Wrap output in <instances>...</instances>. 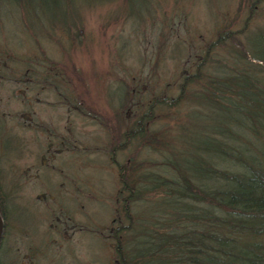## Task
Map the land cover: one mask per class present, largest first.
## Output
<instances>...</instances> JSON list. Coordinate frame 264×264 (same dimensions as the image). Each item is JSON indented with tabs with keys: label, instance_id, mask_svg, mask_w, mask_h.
Masks as SVG:
<instances>
[{
	"label": "trees",
	"instance_id": "obj_1",
	"mask_svg": "<svg viewBox=\"0 0 264 264\" xmlns=\"http://www.w3.org/2000/svg\"><path fill=\"white\" fill-rule=\"evenodd\" d=\"M10 1L28 30L23 0ZM221 1H201L212 6L210 36L190 31L181 10L150 31L160 46L145 71L136 77L121 64L112 71L125 78L115 79L112 92L106 87L120 107L121 130L106 144L118 187L110 223L92 234L93 244L110 252L106 264H264V0H242L247 5L233 28L236 15L223 8L231 0ZM133 3L126 1L131 20L148 16L133 13ZM159 60L178 67L174 79L156 69ZM50 72L48 80L60 82L59 72ZM63 97L72 101L75 93L66 88ZM10 153L11 139L1 136L0 264H15L3 247L10 229L18 231V246L28 247L30 264L47 253L61 262L58 236L70 240L75 232L73 206L63 203L43 233V217L1 179Z\"/></svg>",
	"mask_w": 264,
	"mask_h": 264
},
{
	"label": "rangeland",
	"instance_id": "obj_2",
	"mask_svg": "<svg viewBox=\"0 0 264 264\" xmlns=\"http://www.w3.org/2000/svg\"><path fill=\"white\" fill-rule=\"evenodd\" d=\"M126 1L23 0L24 18L32 24L28 30L20 24L17 6L10 0L0 2V138L11 139L12 151L1 179L13 184L22 202L43 217L39 228L43 233L54 220L53 212L61 216L63 203L74 207L71 206L74 210L69 220L75 232L69 235L70 240H61L51 232L52 238L58 236L61 246L57 251L61 254L57 259L61 262L54 263L47 253L32 264H106V257L110 259V252L94 245L92 239L110 223L118 187L117 169L109 159L106 144L111 143V133L121 130L119 115H115L120 107L108 97L106 87L116 90L112 87L115 79L125 78L112 71H118L120 64L136 77L145 71L152 52L160 46L153 42L159 40V35L150 31L158 20L174 17L181 10L188 17L190 31L210 36L212 6L205 7L202 0H148L147 5L134 0L132 12L148 15L142 17L147 18L145 26L143 19L131 20ZM241 1L231 0L223 7L236 15L232 28L240 23L247 5ZM219 2L223 6V1ZM260 9L264 14V3ZM74 15L75 26L70 23ZM36 21L43 25L39 27ZM15 29L18 33H14ZM164 55L161 58H169L165 52ZM45 68L59 72L60 82L51 79L52 84L44 87L43 75L38 73L37 83L26 81L31 72L34 76ZM156 69L174 79L178 67L172 60H159ZM66 88L74 91L83 113L79 108L71 112L73 118L64 121L65 107L54 99ZM115 95L118 100L120 91ZM30 97L45 101L36 103ZM27 115L35 120V126L28 125ZM43 129L52 131L53 136H45ZM58 135L62 137L57 139ZM57 140L63 141V148L55 152ZM17 237L16 229L6 235L3 247L8 259L15 264H30L28 247L18 246L21 242L15 241Z\"/></svg>",
	"mask_w": 264,
	"mask_h": 264
},
{
	"label": "flooded vegetation",
	"instance_id": "obj_3",
	"mask_svg": "<svg viewBox=\"0 0 264 264\" xmlns=\"http://www.w3.org/2000/svg\"><path fill=\"white\" fill-rule=\"evenodd\" d=\"M40 70V69H39ZM41 71V74H44L45 75V80L44 79H42L41 81H42V83H44L43 84V86L45 87V85H47V87L48 86H50L51 85V80L49 81L48 80V78H47V75L46 74H48L49 73V71H48V69L47 68H45V70H40ZM27 80L26 81H31L32 83L33 82H35V83H37L38 81H37V76L34 74V76H32V72H31V74H29V75H27ZM28 82H26V84H27ZM57 84V83H56ZM58 86V85H57ZM25 88L26 89H29L27 86H25ZM56 96H57V98L56 99H54V100H56V103L57 104H59V105H62V107H65V110H66V118L64 119V121L65 120H69V119H71V118H73V116H74V113H71V112H76V99L74 98V100H72V101H70V100H68V99H66V98H64L63 97V93H56ZM34 102H36V103H39V102H42L41 104H43V102L45 101L44 99H41V98H35V97H30ZM26 100H28V98H26ZM76 101V102H75ZM78 103V102H77ZM30 105V104H29ZM32 115V114H31ZM26 119H27V123H28V125H30V124H32V122H34L35 120H33V119H31V117H30V115H27L26 117H25ZM62 123H63V121H62ZM64 124V123H63ZM33 125V124H32ZM33 126H35V125H33ZM64 126H66V129L67 128H69V124H64ZM72 130V129H71ZM43 132H44V135L45 136H49L50 138L53 136V133H52V131H50V130H47V129H43ZM43 137V136H42ZM60 137H62V135H58V137H57V139L58 138H60ZM62 145H63V141L62 140H57V146L56 147H53L56 151L55 152H57V151H60V149H62L63 147H62ZM45 148L46 149H48V148H50V146H49V144H47V146H45ZM45 149V152H47V150Z\"/></svg>",
	"mask_w": 264,
	"mask_h": 264
},
{
	"label": "water",
	"instance_id": "obj_4",
	"mask_svg": "<svg viewBox=\"0 0 264 264\" xmlns=\"http://www.w3.org/2000/svg\"><path fill=\"white\" fill-rule=\"evenodd\" d=\"M2 230H3V222H2V219L0 217V239H1V236H2Z\"/></svg>",
	"mask_w": 264,
	"mask_h": 264
}]
</instances>
